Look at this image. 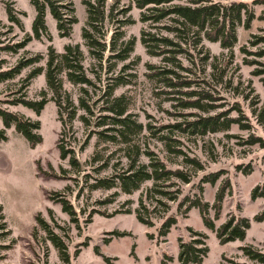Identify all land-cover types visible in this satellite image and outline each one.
<instances>
[{
  "label": "rangeland",
  "instance_id": "obj_1",
  "mask_svg": "<svg viewBox=\"0 0 264 264\" xmlns=\"http://www.w3.org/2000/svg\"><path fill=\"white\" fill-rule=\"evenodd\" d=\"M7 1H11L14 8L21 11L16 13L22 21V27L9 20L6 2L0 0V44L30 37L24 46L15 51L0 48L2 68L36 53L42 54L43 58L23 67L14 78L0 80V106L38 119L42 139L31 147L27 139L11 125L5 127L7 139L0 140V205L10 229L7 236L0 238V264H163L164 259L167 264H178V238L188 239L190 228L206 234L208 251L202 264H237L235 261L241 262L239 264H262L247 257L239 245L251 244L264 250V219L254 218L256 213L264 209V196H252L254 187L259 185L260 189L264 184V146L244 140L251 133L264 139V119H260L264 109V0H236L247 2L253 17L247 27L243 24L236 26L237 41L232 48L222 47L219 40L212 41L203 32L197 36L190 31L186 41L194 45L191 53H175L182 66L187 68L168 63L162 54H150L141 41L142 30H147L169 36L188 46L187 42L168 29L167 25H173L175 21L170 18L155 23L143 21L140 19V9L131 0H118L116 7H131L125 15L116 16L118 21L106 18L103 24L105 36L100 37L109 44L112 33L121 32L117 49L122 48L128 38L133 39L132 50L123 59L111 55L117 49H105L102 59L90 53L82 36V27L87 23L83 0H71L77 21L73 23L69 36L59 34L55 18L46 9L45 21L50 37L45 35L39 39L33 36L36 9L31 0ZM113 1L105 0L106 12ZM175 2L188 3L187 0ZM121 18H127V21L121 22ZM66 43L78 45L82 53L80 62L92 83H73L66 78L65 73L61 74V101L66 110H62L60 117L52 99L53 91L46 83L45 67L48 46L62 52ZM150 63L159 69L165 66L173 68L178 73H171L170 76L175 79H190V86L180 88L195 90L193 97L198 96V92L208 91L212 97L202 100L215 104L213 109L205 111L199 107L180 105V99L188 95L176 91L175 86H166L162 81L150 77ZM38 64L44 66L42 72L18 91L24 76ZM118 74L124 80L120 84L115 83L114 77ZM112 83L111 97L123 94L127 112L143 122L144 128L134 140L142 148L155 150L170 167H180L192 173L189 182L170 179L178 185L175 183L169 188L174 190L176 186L180 187L175 200L155 192L146 201L154 210L151 215H147L144 208L142 212L153 220V225L141 222L135 214L140 196L144 195L151 181H145L131 193L119 191L118 187L105 189L92 185L97 181L93 180L94 177L109 176L116 170L126 168L128 163L123 143L100 139L94 131L101 127L93 123L86 125L79 117L85 113L94 121L100 113L106 112L100 106L107 99L104 90ZM43 89L48 99L38 114L23 103L7 101V98L23 96V93L28 98L39 99ZM79 96L89 100L92 115L79 106ZM72 109L75 116L68 121L67 111ZM225 109L227 114L241 116L242 122H250L251 125L241 128L239 123H233L229 129L204 134L168 130L169 127H161L155 134L152 131L161 124L192 118L196 113L208 115ZM1 127L4 125L0 115ZM160 134L168 135L170 139L158 137ZM163 140L183 151L179 154L170 151ZM59 142L64 147L72 148L80 162V169L71 165L70 153L61 156ZM184 156L198 158L203 169L188 164ZM140 160L147 162L148 157L141 155ZM247 166L250 171L245 170ZM212 171L220 172L214 182L201 180L205 173ZM225 180L228 184L217 215L212 203ZM115 190L118 193L114 194ZM185 194L200 196L208 202L207 215L215 227L232 214L248 217L250 226L245 237L221 243L216 231L203 222L197 206H191L186 211V203L178 207L179 199ZM60 197L72 204L76 210V221H71L68 212L62 209ZM108 198L109 201H105ZM126 208L131 211H122ZM116 209L121 211L114 213ZM168 214L175 215L177 221L165 236H159L158 226ZM37 215L65 241L66 259L62 258L53 241L46 237L45 230L37 222ZM117 231L125 233L118 234ZM2 244H8V247H2ZM104 256H109V260Z\"/></svg>",
  "mask_w": 264,
  "mask_h": 264
},
{
  "label": "trees",
  "instance_id": "obj_2",
  "mask_svg": "<svg viewBox=\"0 0 264 264\" xmlns=\"http://www.w3.org/2000/svg\"><path fill=\"white\" fill-rule=\"evenodd\" d=\"M188 3L175 2V0H131L134 5L140 9V19L143 21H151L153 23L159 22L165 18H170L175 21V24L167 25L169 30L174 31L184 42L190 31L194 34L203 35L212 40H219L222 47L232 48L237 41L236 26L244 25L248 26L250 19L253 17L247 2L231 0L228 2L213 1V0H187ZM7 5V11L9 14V20L16 22L22 27V21L19 15L20 10H16L12 5L11 1L5 0ZM36 9V15L33 20L32 29L33 36L35 38H42V36L50 37L49 30L45 21V11L49 9L51 15L56 20V26L61 36H69L70 30L77 21V17L74 13V6L71 0H31ZM118 0H114L108 11L105 9V0H83L87 11V23L86 26L82 27V36L85 39V43L89 46V51L93 55L102 59L103 51L110 48L112 51L117 49V40L120 37L121 32L116 33L114 31L110 36L109 44L105 40H101V36H105L103 24L106 18L112 21H118L116 16L118 14H124L131 6L116 7ZM131 5V4H130ZM116 7V11H115ZM127 18H121V22H126ZM117 34V35H116ZM30 36H27L22 41L14 43L0 44L1 49L17 50L19 47L25 45L26 40ZM123 41V40H122ZM141 41L146 46L147 51L153 55H163V59H166L168 63L172 65H180L181 62L176 58L175 53L188 52L191 53V48L194 45L188 46L177 42L166 35H158L156 32H150L142 30ZM198 39L195 40V43ZM125 45L117 49L118 51L111 53L113 57L123 59L127 56L128 52L132 50L133 39L128 38L124 41ZM47 61L45 67L46 83L53 91L52 99L55 101L58 109V114L61 117L62 110H66L65 104L61 101V85L62 78L61 74L65 73L66 78L77 84H88L92 83V79L84 72L83 66L80 62L82 53L79 50L77 44L66 43L64 45V51L57 52L52 46H48ZM43 55L40 53L33 54L27 58L19 60L16 64L7 68H2L0 61V80L4 81L7 79L14 78L20 73L23 67L34 64L41 60ZM154 64H149L150 69L148 75L154 77L159 81H162L166 86H175L176 91L186 93L188 96L180 99V105L184 107H199L205 111L213 109L215 104H208L203 101V98L212 97L208 91L198 92V96L193 89L182 90V86H190V79H175L170 76L171 73L177 74L178 72L171 67H164L162 69L155 68ZM44 66L42 64L35 65L31 70L24 76L21 91L25 86L30 83L32 77L42 72ZM115 83H122L123 76L118 74L114 77ZM113 83L110 84L104 90V95H107L105 104L101 105V110L106 111L98 115V119L92 121L89 116L85 113L79 115L80 119L84 121L86 125L90 123L95 124L97 127L94 132L97 133L100 139H104L111 142L123 143L125 155L128 159L126 168L116 170L109 176L94 177L97 181L92 185L94 187H100L109 189L112 187H118L122 192L131 193L136 189H139L145 181H151V185L147 186L144 191V195L140 196L139 205L135 208V214L138 220L141 222L153 225L154 222L148 216H145L142 212L144 208L147 215H151L154 208L149 206L148 199L153 193L157 192L163 196L175 200L178 193H180V187L176 186L174 190L169 188L170 185L177 184L175 180L170 181L171 178L179 179L184 182H189L192 179V173L189 170L180 167H170L167 161L158 156L156 151L152 148H142L139 142L134 140V137L143 130V122L133 117L131 112L126 110V102L123 94L115 95L111 97L113 91ZM84 89L83 86H81ZM85 90V89H84ZM165 91V90H164ZM16 96L7 98L10 103H23L24 105L32 108L37 114L41 111L44 103L47 101L44 89L42 90V97L39 99H32L24 96ZM67 95L64 99H66ZM191 97V98H190ZM79 106L84 109L85 112H89L92 115L91 104L88 99L79 96ZM209 105V106H207ZM0 115L2 117L4 127L0 128V140H6L7 134L5 127L14 126L15 130L21 133L28 141L31 147H34L42 139L39 132L40 122L38 119H32L25 116L22 113H18L9 110L5 107L0 106ZM75 116V111L68 110L67 118L68 121ZM241 116H231L227 114V110H220L214 114H195L192 118H184L174 122L161 124L158 129H153L155 134L156 130L161 127H169L168 130L187 131L192 134L199 133L204 134L211 131L226 130L233 123H239L241 128H248L250 122H242ZM261 120L264 119V109L261 111ZM150 125V124H149ZM158 137L169 138L168 135L160 134ZM246 143L258 142L261 146H264V139L258 134L251 133L245 139ZM164 144L167 145L168 149L172 152L181 153L182 148H177L169 141L163 140ZM61 147V156L65 157L70 153V163L73 167L80 169V162L75 157L72 148L64 147L60 142L58 143ZM141 155L148 157V161H141ZM96 157V156H95ZM185 161L194 166L195 168L203 169L202 162L195 156H184ZM245 170L250 171V167H246ZM220 175L219 171H212L205 173L202 177V181L214 182ZM91 182V181H90ZM89 182V184H90ZM228 182L226 180L219 186L214 202L212 206L215 208V212L218 215L221 207V203L224 197L225 187ZM91 185V184H90ZM178 185V184H177ZM118 193L117 190L113 192ZM262 195L264 196V184L263 188L259 189V185L254 187L252 196ZM62 200V209L70 215L71 221H76V210L72 204L65 198H58ZM159 199V198H156ZM105 201H109V198ZM162 202V201H161ZM186 203L184 211L189 209L191 206H197L202 215L203 222L205 225L216 231V235L221 243L232 241L235 239H243L246 235V230L250 226V220L248 217L243 215H230L225 221H223L218 227H215L212 219L207 215L208 202L200 198V196L192 197L189 194L182 196L177 205L178 207ZM121 210H115L119 212ZM122 211L130 212V208H126ZM111 215V214H110ZM216 215V216H217ZM256 220L264 219V209L254 215ZM37 222L46 232V237L51 239L55 246L59 249L62 258L66 259L65 248L66 244L62 237L54 232L49 224L41 218L40 215L36 216ZM177 218L173 214L164 216L162 222L158 226V235L165 236L170 230V227L175 224ZM56 223V222H55ZM61 226L60 224H56ZM63 228V227H62ZM190 230V237L188 239L178 238V264H202L203 257L208 251V246L205 241L206 234L198 230ZM10 229L7 227L5 216L2 212V206L0 205V238L7 236ZM123 234L125 232H116ZM151 236L152 234L149 233ZM2 247H8V244H2ZM239 248L242 252L252 260L264 264V250L257 248L251 244H241ZM98 249V248H97ZM99 251V250H97ZM1 257V255H0ZM105 259L109 260V256H104ZM239 264L241 262L235 261ZM35 264V263H33ZM163 264H167L165 259Z\"/></svg>",
  "mask_w": 264,
  "mask_h": 264
}]
</instances>
